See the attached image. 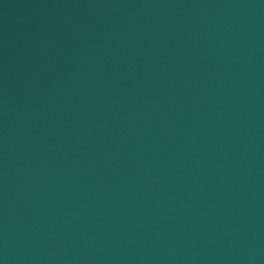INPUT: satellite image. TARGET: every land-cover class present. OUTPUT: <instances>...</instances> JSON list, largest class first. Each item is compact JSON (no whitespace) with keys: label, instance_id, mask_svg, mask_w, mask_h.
Wrapping results in <instances>:
<instances>
[{"label":"water","instance_id":"1","mask_svg":"<svg viewBox=\"0 0 264 264\" xmlns=\"http://www.w3.org/2000/svg\"><path fill=\"white\" fill-rule=\"evenodd\" d=\"M0 264H264V0H0Z\"/></svg>","mask_w":264,"mask_h":264}]
</instances>
